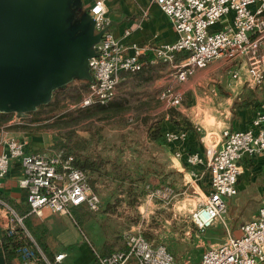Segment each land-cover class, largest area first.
Masks as SVG:
<instances>
[{
  "label": "built area",
  "instance_id": "obj_1",
  "mask_svg": "<svg viewBox=\"0 0 264 264\" xmlns=\"http://www.w3.org/2000/svg\"><path fill=\"white\" fill-rule=\"evenodd\" d=\"M168 18L177 40L154 50L152 64L163 63L173 68L172 78L185 82L196 70L204 69L224 58L242 60L246 67L245 83L250 88L264 84V0H153ZM94 21L96 33L107 27L103 0H95L87 10ZM220 26L217 31L212 28ZM130 32L126 30L116 38L108 30L96 45V56L88 60L92 82L79 103L81 109L104 107L117 95L120 74H137L145 61V50L136 44L125 45ZM132 53L129 54L128 51ZM232 81L242 79L236 71L229 72ZM160 100L167 106H179L182 95L171 87L164 88ZM185 132H167L164 139L180 143ZM6 150L0 154V180L17 160L22 168L18 186L26 192L29 213L38 217L44 210L72 218L71 209L86 207L91 212L99 209V198L88 183L86 172L73 167L70 160L48 153H27L15 138L5 142ZM261 155L264 158V103L245 131L224 130L219 142L204 151L186 155L187 166H203L209 176L208 190L203 192L200 207L191 213L190 221L204 234L215 224L220 225L224 239L217 245H208L199 264H264V198L257 215L239 227V235L230 233L225 219L227 200L237 196L236 184L242 173L244 157ZM181 158V152L175 153ZM147 197L170 205L175 197L171 186H147ZM7 211L6 236L17 242V229L23 231L25 244L14 250L15 264H52L47 260L19 216L0 200ZM202 236V235H201ZM203 238V236H202ZM123 251L103 256L92 249L97 264H180L164 244H154L136 230L124 237ZM66 254L54 257L61 263ZM183 264H189L185 260Z\"/></svg>",
  "mask_w": 264,
  "mask_h": 264
},
{
  "label": "crops",
  "instance_id": "obj_2",
  "mask_svg": "<svg viewBox=\"0 0 264 264\" xmlns=\"http://www.w3.org/2000/svg\"><path fill=\"white\" fill-rule=\"evenodd\" d=\"M94 1L82 0L83 9L88 10ZM103 1L105 6L104 18L108 31L116 38H121L123 33L128 30L130 36L127 41H123L124 44L133 43L145 50L143 56L145 65L139 74H120L115 99L119 95V98L122 97L125 102V97L129 99V97L133 96L130 101H134L136 105L143 104L147 107L144 111L136 112L137 116L134 118L136 128L128 130L126 134L124 132L119 134V136L123 134L125 141H128L127 136L132 137L133 135L135 138L130 140L129 143L125 142L122 144L119 142L114 147L98 145L95 152L110 159L108 164L104 165L106 169L113 167L112 164L121 163L126 165L129 170L136 165L142 166L145 171L147 170L148 178L144 185L146 196L142 199L143 204L135 207L137 210L142 209L143 211V205H149L151 202V199L147 197V186L154 187L160 185L161 182L168 183V176L181 177L182 175L181 181L184 186L189 184L187 176L194 178L199 185H203V189L199 188V191H207L209 176L205 168L196 166L193 171H186V155L203 152L204 147L216 144L219 142L221 133L224 130L235 132L248 130L256 113L264 103V84L260 87L250 88L245 83L246 67L243 61L232 62L224 58L216 60L231 62V65L227 66L228 71L223 72L222 79L218 82L221 91L214 89L216 80L219 77L220 64H213L204 69L196 70L186 83L176 82L172 78L173 68L170 65L151 63L156 48L173 44L177 40L176 32L158 5L153 0ZM128 53L131 54L132 51L129 50ZM167 67H170L171 70ZM231 70H236L242 75V79L236 81L233 87L231 86L232 80L229 75ZM170 71L171 74L169 75ZM170 77L171 79H169ZM170 85L172 86L171 88L181 95L190 89L194 91L197 86L198 90L209 86L211 98L195 95L192 108L180 110V116L178 117H170L168 113L163 112L164 109L161 104L163 102L160 100L161 91ZM54 94L55 92L50 102L53 101ZM203 95H205L204 92ZM188 110L191 111L189 112L190 114ZM154 116H157L158 119L153 120ZM183 118L185 119L182 120ZM28 119L29 115L24 118H17L14 114L0 113V154L6 150L5 142L8 138H15L21 142L27 153L53 154L51 147L56 141L53 134L36 131L29 124ZM146 120L149 124L145 123ZM156 120H158L162 136V140L159 142L150 138V133L154 130L150 129V127L153 126V122H157ZM183 121L187 123L185 124ZM195 126L204 130L203 136H201L203 134L202 131L200 135L194 132ZM181 129L183 131H178ZM167 132H185L187 136L180 143H170L164 139V135ZM81 138L88 140L89 135H81ZM177 151L181 152V158L175 157ZM83 154L91 155L93 160H96L94 157L97 156L93 155L91 150L83 152ZM240 165L242 173L236 184L237 196L234 197L235 200L234 198L227 200V206L231 210H237L238 208L243 209L247 201L259 203L257 209L249 213L244 222L240 223L241 226L257 215L260 202L264 198V158L261 155L244 157ZM153 167L158 171L156 175L149 172ZM91 175L93 176V174ZM87 176L88 178L90 177V175ZM95 176H99V174L97 173ZM21 177V165L17 160H13L10 163L7 175L0 180V200L8 204L17 214L25 217L27 230L41 250L49 253L52 258L60 253L66 254V258L59 264H94L95 259L92 249L102 254L106 243L108 245L113 244L111 247L112 251L118 249L119 242H113L111 237H106L96 220L86 221L81 225L80 230L73 217L52 213L49 210H44L40 217L30 214L26 204V192L18 186V181ZM117 183L116 180H113V183L111 181L106 182L99 177L96 186L99 190L100 199L126 200L125 193L116 190L115 185ZM197 186L195 184L192 188L194 189ZM73 209L80 210L82 207ZM119 211L120 209L117 210V212ZM115 216L113 215L112 217L114 218ZM124 217L126 215L123 210L121 217L116 222L122 223V218ZM7 219L8 216L0 210V226L2 228L6 227ZM1 229L0 264H15L14 258L10 261L7 259L1 237ZM138 229L139 227L131 225L122 234L125 237L129 232ZM236 233L239 235V229H237ZM168 250L181 263H184L185 258H189V264H197V261L191 259L190 255H188L191 248H186V251L184 250L183 252L179 250L178 246L175 250L174 247L169 246ZM199 262L200 259L198 264Z\"/></svg>",
  "mask_w": 264,
  "mask_h": 264
},
{
  "label": "rangeland",
  "instance_id": "obj_3",
  "mask_svg": "<svg viewBox=\"0 0 264 264\" xmlns=\"http://www.w3.org/2000/svg\"><path fill=\"white\" fill-rule=\"evenodd\" d=\"M219 29L220 26L212 28L211 31H217ZM213 64L221 65L219 77L216 80L214 88L216 91H221L218 82L222 79L223 72L228 71L227 66H230L231 62L215 61L210 64V66ZM167 68L171 70L170 67ZM168 74L170 75L171 71ZM190 78L191 77H189L185 83L188 82ZM169 79H171V77ZM231 82V86L233 87L235 81ZM169 87L172 86L170 85ZM86 89V82L77 80L72 81L70 84L62 89H59L55 93L54 99L50 102V105L41 106L34 112L27 114L26 116L29 115V124H31L32 128L36 131L53 134L56 141H58L59 138L66 132L72 131L78 138H81V135L84 136L86 134L89 136L93 135L95 139L101 137L104 140V143L110 146L114 142L115 144L120 142V139L122 138L119 136L120 132H124L126 134L128 130L136 128L134 120L137 116L136 112L142 110L144 111L147 107L143 104L136 105L134 101H130L133 96L129 97V99L125 97L124 102L123 98H119L118 95V97L112 101V103L120 104L117 107L109 109L107 107V109H104L103 107L81 109L79 107V103L83 99ZM198 89L199 88L197 86L194 91L193 89L185 91L182 95V102L179 106L173 107L161 103L164 109L163 112L168 113L170 117H178L180 116V110L192 108L194 105L195 95L198 97L207 96L208 98H211L209 95L211 93L209 86L204 89ZM203 92L205 95H203ZM189 112L191 111L188 110V113ZM152 119H158V117L154 116ZM184 119L185 118L182 120ZM156 121L157 122H153L152 124H158V120ZM145 123L149 124L147 120ZM195 128L194 132L196 134L200 135L202 131L203 134L201 136L204 135V130L200 129L198 126H195ZM178 131L183 130L181 129ZM121 136H123V134H121ZM133 138H135L133 135L132 137L127 136L128 141L126 142L129 143ZM56 141H54V143ZM197 153L201 154L202 152ZM185 168L186 171H193L195 167L186 166ZM168 178V183L161 182L160 185L157 186L168 185L173 188L177 196L170 205H164L159 199L154 198L151 200L149 205H143V211L142 209L137 210L136 208L133 210L123 208L122 210L125 211V215L128 217L127 219L135 220V223H133L132 226L139 227L138 231H140L143 236L147 238V240L154 244H164L167 248L172 246L174 247V250L178 246L179 250H182L183 252L186 248H191L188 255H190L191 259L197 261L198 264L202 253L208 248V245H217L224 239V232L223 230H220L221 227L217 223L213 226V228L209 229L204 234H201L196 230L190 221L191 213L197 210L203 201L204 190L203 192L199 191V188L203 189L202 184L199 185L194 178H190L188 176L186 178L189 184L185 186L181 181L182 175L181 177L168 176ZM195 184L198 186L195 187L196 189L194 188V190L192 187H194ZM141 204H143V202H141L137 207ZM258 204L259 203L256 201H247L243 209L238 208L237 210H231L229 209V206H227L225 219L228 223L231 234L234 233L233 235H238L236 231L239 229L238 227L240 226V223L242 221L244 222V220L249 216V213H252L257 209ZM71 215L75 221L77 215L75 209H71ZM126 217L122 218L123 222ZM78 227L80 229L82 226L78 223ZM185 260H189V258H185L184 261ZM178 262L183 264V262Z\"/></svg>",
  "mask_w": 264,
  "mask_h": 264
},
{
  "label": "water",
  "instance_id": "obj_4",
  "mask_svg": "<svg viewBox=\"0 0 264 264\" xmlns=\"http://www.w3.org/2000/svg\"><path fill=\"white\" fill-rule=\"evenodd\" d=\"M107 30L94 31L82 0H0V113L24 118L72 81L91 83Z\"/></svg>",
  "mask_w": 264,
  "mask_h": 264
},
{
  "label": "trees",
  "instance_id": "obj_5",
  "mask_svg": "<svg viewBox=\"0 0 264 264\" xmlns=\"http://www.w3.org/2000/svg\"><path fill=\"white\" fill-rule=\"evenodd\" d=\"M140 72H138L137 74H139ZM119 105L120 104L111 102L106 106H104L103 108L105 109L107 107L109 109V108L117 107ZM150 129H154L150 133V138L156 142L161 141L162 136L158 124H153V126H151ZM120 137H122L120 139V143L124 144L126 142L124 140V137L123 136ZM101 144L106 145V143H104V140L101 137L95 139L93 135H90L88 140H84L82 138H78L77 136H75L72 131H69L63 134L59 138V140L53 144L52 151L56 156H59L60 159H62L63 161L70 160V164L73 167L86 172L87 175H90V177L88 178V183L92 188V190L94 191V193L99 198L100 204H99V209L96 213L89 211L86 207H82V209L76 210L77 213L75 219L76 224L78 225L79 223L80 225H83L86 221L92 219L96 220L106 237L107 236L111 237L113 239V242H117V241L119 242L118 249L115 251H120L125 249L124 236L122 232L127 230L128 226H131L133 223H135V220H130L127 219L128 217H126L125 221L122 223L116 221L121 217L123 208L134 209L142 202V199L146 196V190L144 185H145V181L148 178L147 176L148 174L146 173L147 170L145 171V169L139 165H136L133 169L129 170V168L126 165H123L121 163L119 164L116 163L114 165L112 164L113 167L106 169L104 165L108 164V161H110V159L103 157L99 153L95 152L97 146ZM116 144L114 142L110 146L114 147L116 146ZM88 150H91L92 154L93 155L95 154L97 156L94 157V159H96L95 161L93 160L91 155L83 154V152H87ZM149 172L152 173L153 175H156L158 173L155 167H153V169L150 170ZM97 173L99 174V176H95ZM91 174H93V176ZM99 177L103 178V180H105L106 182L111 181L113 183V180H116L118 182L115 185L116 190H120L121 192L125 193L126 200L122 201L118 199L115 200L100 199L99 190L96 186ZM125 182L126 184L124 185ZM118 209H120L119 212H117ZM0 210H2L7 215L6 209H4L1 205H0ZM113 215L116 216L113 218L112 217ZM19 216L23 217L22 215ZM23 224L27 229L26 227L27 224H25V217H23ZM1 228L2 226H0V229ZM1 231H2L1 237L5 246L7 259L8 261H10L12 258L15 257L14 250L17 247L25 244V242L27 241L24 239L23 231L20 229H17L18 237L20 238V240L17 242H14L15 241L14 239L8 238L6 236L5 227H3ZM104 246H105L104 253H102L101 255L107 256L115 252L112 251L111 249L113 244L108 245V243H106ZM43 253L47 258V260L52 264H54V257L52 258L50 254L46 253L45 251H43ZM94 264L97 263L95 262Z\"/></svg>",
  "mask_w": 264,
  "mask_h": 264
}]
</instances>
